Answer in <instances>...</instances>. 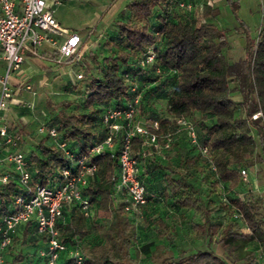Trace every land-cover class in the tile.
I'll return each mask as SVG.
<instances>
[{"label":"trees","instance_id":"16d2710c","mask_svg":"<svg viewBox=\"0 0 264 264\" xmlns=\"http://www.w3.org/2000/svg\"><path fill=\"white\" fill-rule=\"evenodd\" d=\"M226 2L235 15L237 4L232 0ZM180 3L188 4L181 0L129 1L125 17L113 23L115 37L104 43L108 55L103 57L102 65L94 68L89 78L81 79L85 84L80 103L64 101L55 122L47 127H54L70 152L77 156L103 137L101 114L105 109L121 108L132 97L139 96L136 119L147 125L158 124L152 129L158 148L147 145L140 137L132 140L137 176L147 195V203L139 213L155 198L156 188L149 186L147 180L155 172L153 167H158L167 172L159 194L174 207L199 210L203 222L192 227L207 236L213 226L208 224L206 209L191 189L189 169L196 166L214 186L221 185L220 190L237 192L236 188L242 184L240 170L264 165V32L255 41L247 42L242 60L228 63L222 54L227 45L222 30L200 21L194 12L180 7ZM153 16L155 22L151 21ZM147 50L153 51L154 62L140 67L139 61ZM233 94L240 100L234 101ZM150 99L165 103L166 116L155 108H146ZM72 105L76 108L70 109ZM257 112L261 115L252 119ZM177 119L196 123L198 145L208 149L209 158L202 157L197 146L191 145L188 151L180 144L176 134L184 128L179 127ZM166 135L169 141L164 148ZM39 137L35 145L27 148L23 147L22 138L21 149L27 153L32 183L52 186L60 182V171L69 167L70 161L47 135ZM159 156L167 160L166 165L158 164ZM171 156L185 160L177 167L171 163ZM209 161L215 171L210 170ZM92 163L96 172L82 194L89 200L93 216L85 218L75 204L65 206L56 223L63 236L60 240L67 248L80 249L83 264H133L130 249L136 240L135 214L125 213L122 203L114 205L112 199L113 176L118 170L116 149L94 155ZM19 192L13 177L0 187V220L12 210ZM230 202L250 234H243L237 221H229L206 248L194 252L180 250L176 257L164 258L160 264H238V252L245 242L258 238L264 243L260 207L238 197ZM90 224L96 234L92 244L86 241ZM167 229V225L160 223L159 231ZM30 236L34 237L36 249L40 243L45 244L32 222L22 224L4 252V264L19 259V245L29 243L24 240ZM216 246L222 256L216 254ZM244 257L246 264H253L250 253ZM38 259V264H44V259ZM62 264H67V260Z\"/></svg>","mask_w":264,"mask_h":264},{"label":"built area","instance_id":"2783aa9c","mask_svg":"<svg viewBox=\"0 0 264 264\" xmlns=\"http://www.w3.org/2000/svg\"><path fill=\"white\" fill-rule=\"evenodd\" d=\"M56 4L48 0H0V187L13 177L20 188L14 197L12 210L3 214L0 220V264H4V252L11 244L12 235L20 225L28 222H32L36 234L45 239V246L38 251L44 264H59V255L64 251L67 264H83L80 249H68L60 240L63 236L56 223L62 217L64 207L71 204L77 205L85 218L93 216L90 202L83 196L82 189L96 172L92 163L94 155L116 149L118 173L113 176V189L122 195V209L125 213L138 214L147 203L146 190L137 176L132 140L140 137L147 145L158 148L156 135L152 132L158 124L153 122L147 125L136 119L139 96L132 97L121 108L105 109L101 114L103 137L92 143L85 153L77 156L70 152L68 144L59 138L54 127L43 124L38 128V133L52 139L70 161V166L60 171V182L52 186L32 183L27 153L21 149L22 138L3 123V113L14 95L12 79L21 70L27 54L41 57L39 51L42 46L50 44L55 49L51 61L56 65L71 61L77 55L81 38L58 23L54 16ZM180 7L190 12L194 8L190 3H180ZM153 62L154 53L147 50L139 66L147 67ZM156 73H159L158 69ZM75 79H82V75L75 74ZM24 89L29 90L30 86L25 85ZM131 91H135V88ZM260 115L257 112L251 118L256 119ZM176 123L186 130L190 144L197 146L201 156L209 158L208 149L198 145L194 126L184 119H177ZM168 137L166 135L164 148L168 147ZM209 167L215 171L211 161ZM240 176L246 181L244 169L240 170ZM260 259L264 264V254Z\"/></svg>","mask_w":264,"mask_h":264},{"label":"rangeland","instance_id":"374dc122","mask_svg":"<svg viewBox=\"0 0 264 264\" xmlns=\"http://www.w3.org/2000/svg\"><path fill=\"white\" fill-rule=\"evenodd\" d=\"M232 1L237 4L235 15L232 13L230 6L226 4V0H223L220 3L221 14L213 22L214 26L222 30L224 34L227 45L222 50V54L228 63L242 60L245 56L247 42L250 40L255 41L258 35L264 32V0ZM67 4L65 7L56 8L57 18L70 32L85 36L89 28L97 21L102 7L98 5L90 7L79 3ZM106 24L107 26L102 28L104 30H100L101 25L96 29L98 39L95 43V49H88L87 47L93 40L90 38L89 42L85 44V48L78 49L77 55L71 61L61 65H51L47 68V72L38 67L40 74H36L34 78L33 75L22 76L21 73L19 79L15 80L17 85L15 88L12 86L14 95L11 105L13 107L8 119L13 120L11 125L16 128L21 126L23 132L25 131L23 147L35 145L38 142L40 138L38 128L43 124L52 125V122H55L56 113L60 110L64 101L80 103L83 85L85 84L84 80L91 76L94 68L102 65L103 57L108 55V48L104 43L115 37L113 22H107ZM92 55L96 57V61ZM88 67L91 69H88ZM50 69L52 70L51 73ZM78 73L82 75L84 80L75 79V74ZM25 85H29L30 89H24ZM231 97L234 101L240 100L237 95L233 94ZM27 105L31 108H27ZM75 108V105L70 107V109ZM146 108H155L161 116H166L164 102L159 103L150 99ZM190 123L197 129L196 123L192 121ZM176 135L179 136L180 144L189 151L191 144L186 130L182 129ZM188 155L190 156L191 153ZM184 160V158L170 157L171 163L177 167L181 166ZM243 169L246 171V168ZM152 170L155 172L147 182L149 186L156 187L154 193H159L163 190L167 172L158 169V167H153ZM189 174L191 189L205 207L207 222L213 226V229L207 232V236H204L201 231L195 230L192 225H199L203 222L200 211L183 208L171 215L170 226L167 224V232L159 231L156 230V224L161 211L157 208L153 209L151 210L153 212L152 227L146 225L140 231L138 239L134 241L130 249L133 264H160V260L164 258L176 257L180 250L194 252L206 248L208 242L211 243L215 240L217 232L227 222L238 220L236 212L230 205V201L240 195L238 191L230 192L225 189L222 191L216 188L210 179L199 172L196 166L189 169ZM245 197L244 194L242 200L246 199ZM93 229L90 224V231L86 238L89 244H92L96 237ZM24 241L29 243L25 244V242L24 245H19L21 254L19 259L13 261L12 264H38L39 257L36 253L37 247L33 243L34 237L30 236Z\"/></svg>","mask_w":264,"mask_h":264},{"label":"crops","instance_id":"0c3cea01","mask_svg":"<svg viewBox=\"0 0 264 264\" xmlns=\"http://www.w3.org/2000/svg\"><path fill=\"white\" fill-rule=\"evenodd\" d=\"M131 0H48L49 3L57 2L54 9V16L58 23L65 29L68 30V28L64 27L61 23V21L56 16V8L57 7H65L72 3H79L80 5H88L90 7H94V5H98L102 7V10L100 11V14L98 16L97 21L89 28V30L86 32L85 36L79 35L81 38V43L79 45V49L85 48V44L89 42V39L92 38V42H90L87 47L88 49H95L96 48V40L98 39V35L96 33V29L98 26L101 25V31L104 30L102 28H105L107 26V22L110 23L111 21L114 23L116 19H121L125 17V14L127 12L126 5ZM185 3H190L193 5L192 12L195 13L196 16L199 17L200 21L212 23L218 19V16L221 14L220 11V3H222L223 0H181ZM225 5V4H222ZM152 22H155L156 19H151ZM88 36L86 39L85 37ZM41 57H32L30 55H26L24 63L21 67V70L13 77L12 79V86L15 88L17 85L15 83L16 79H19L20 74L22 73V76H29L33 75V78L36 76V74H40V69L42 68V71L47 72V68L51 65H54V63L51 61V55L55 53L54 46L50 44H44L42 48L39 51ZM69 62V61H68ZM36 66V67H35ZM46 69V70H45ZM50 69V73H51ZM13 100V99H12ZM13 106L11 103L8 106V109L3 113V123L7 125L9 130L11 132H18L20 131L23 134V137L21 138L25 139V131L23 132L21 126L15 127L11 125L12 121L11 119H8L9 113L11 112V108ZM16 125V124H15ZM29 147V145L25 146V148ZM158 164L166 165L167 160L159 156ZM118 173V170L116 171V174ZM242 179V178H241ZM150 188V187H149ZM156 188V187H154ZM153 188V189H154ZM216 188L221 189V185H218ZM240 195H238V198L243 197V195H246V199H243L244 201H251L256 203L260 207V213L264 217V165L262 164H255L251 167L246 168V181L242 180V184H240L237 188ZM149 193L153 194L149 191ZM164 193L167 194V190L164 189ZM155 196L154 200L149 201V204L146 208H143L142 211L138 214L134 215L133 223L136 228V236L135 239H138L140 231L147 225V227H152V211L153 209H158L161 211L159 215V219L157 220L156 224V230L160 229V223H164L165 225H169V222L171 220V215L178 211L179 209H183L180 207H174L169 204L167 198H163L162 195L159 193H154ZM157 197V198H156ZM113 204L118 205L122 203L123 197L119 193H113L112 195ZM66 208V207H65ZM66 211V209H65ZM168 212V213H166ZM161 217V218H160ZM168 222V223H166ZM240 231L248 235L250 234L249 229L240 221L239 217L237 220ZM167 225V227H168ZM170 226V225H169ZM242 227V228H241ZM162 237V236H161ZM160 237V238H161ZM264 237V236H263ZM262 237V238H263ZM45 244H39L38 249H36V253L38 254L39 249L43 248ZM70 249V248H68ZM217 255L222 256L221 249L219 246H216L214 248ZM250 253V257L252 258L253 264H263L261 262V255L264 254V243L261 242L258 238H253L247 242L244 243L243 247L238 252V264H246L245 262V255ZM67 260V254L66 252H62L59 255V264H62V261Z\"/></svg>","mask_w":264,"mask_h":264}]
</instances>
